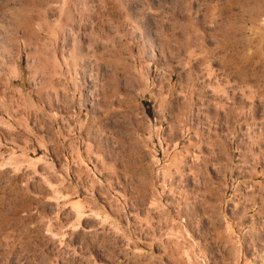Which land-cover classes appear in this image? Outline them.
Segmentation results:
<instances>
[{"label":"rangeland","instance_id":"rangeland-1","mask_svg":"<svg viewBox=\"0 0 264 264\" xmlns=\"http://www.w3.org/2000/svg\"><path fill=\"white\" fill-rule=\"evenodd\" d=\"M0 264H264V0H0Z\"/></svg>","mask_w":264,"mask_h":264}]
</instances>
